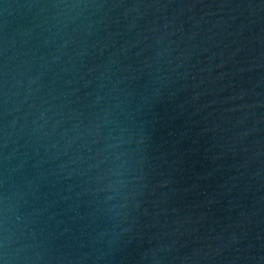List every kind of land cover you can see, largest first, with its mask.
<instances>
[{
    "label": "water",
    "instance_id": "1",
    "mask_svg": "<svg viewBox=\"0 0 264 264\" xmlns=\"http://www.w3.org/2000/svg\"><path fill=\"white\" fill-rule=\"evenodd\" d=\"M0 264H264V0H0Z\"/></svg>",
    "mask_w": 264,
    "mask_h": 264
}]
</instances>
